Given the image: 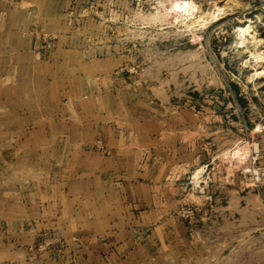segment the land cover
Wrapping results in <instances>:
<instances>
[{"label": "rangeland", "instance_id": "374dc122", "mask_svg": "<svg viewBox=\"0 0 264 264\" xmlns=\"http://www.w3.org/2000/svg\"><path fill=\"white\" fill-rule=\"evenodd\" d=\"M43 20L51 57L63 44L68 121L110 118L118 94L151 135L195 159L185 180L206 202L189 264H264V0H40L33 21ZM17 118L0 115V264H119L100 234L75 235L89 203L82 194L74 210L73 190L59 192L74 180L63 168L80 160L75 148L51 140L42 151Z\"/></svg>", "mask_w": 264, "mask_h": 264}, {"label": "crops", "instance_id": "0c3cea01", "mask_svg": "<svg viewBox=\"0 0 264 264\" xmlns=\"http://www.w3.org/2000/svg\"><path fill=\"white\" fill-rule=\"evenodd\" d=\"M39 1L0 0V115H15L16 123L25 119L24 126H18L38 131L42 151L47 141L69 143L81 162L83 145L90 146L88 166L81 162L79 167L77 161L68 170L64 167L63 173L72 172L74 180L59 190L65 197L73 190V197L67 199L73 201L74 210L82 212L83 195L89 203L87 225L74 224L89 227H77L75 235L87 230L100 234L108 245L107 256L119 258V264H164L167 260L189 264L198 257L195 225L203 218L200 211L206 202V196L185 180L186 169L195 159L188 158L183 147L151 135L118 94L112 96L110 118L98 122L93 112L97 120H67L62 113L65 73L59 47L63 44L57 43L51 57L49 43L39 37L47 32L46 22L35 25L33 21L34 4ZM76 97L74 93V103ZM115 101L120 105L115 107ZM72 110L76 112L75 107ZM82 129L92 131L83 137ZM62 156L58 155L61 161ZM183 204L199 208L195 224L177 215L176 209Z\"/></svg>", "mask_w": 264, "mask_h": 264}, {"label": "built area", "instance_id": "2783aa9c", "mask_svg": "<svg viewBox=\"0 0 264 264\" xmlns=\"http://www.w3.org/2000/svg\"><path fill=\"white\" fill-rule=\"evenodd\" d=\"M198 210L196 205H182L177 209V214L188 221H192Z\"/></svg>", "mask_w": 264, "mask_h": 264}, {"label": "bare ground", "instance_id": "6f19581e", "mask_svg": "<svg viewBox=\"0 0 264 264\" xmlns=\"http://www.w3.org/2000/svg\"><path fill=\"white\" fill-rule=\"evenodd\" d=\"M240 30L245 34V36H246V34H251V32H252V30L251 29H249V24L248 25H246V26H241L240 27ZM242 34V33H241ZM199 173H200V170L199 169H196V171L194 172V174H193V180H195L196 182L198 181V179H199V177H200V175H199Z\"/></svg>", "mask_w": 264, "mask_h": 264}]
</instances>
